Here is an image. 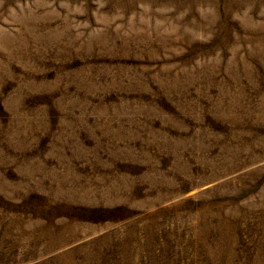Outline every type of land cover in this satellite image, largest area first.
<instances>
[{
	"label": "rangeland",
	"instance_id": "374dc122",
	"mask_svg": "<svg viewBox=\"0 0 264 264\" xmlns=\"http://www.w3.org/2000/svg\"><path fill=\"white\" fill-rule=\"evenodd\" d=\"M0 264H264V0H0Z\"/></svg>",
	"mask_w": 264,
	"mask_h": 264
}]
</instances>
